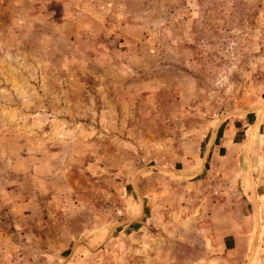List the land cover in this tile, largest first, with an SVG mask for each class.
Returning a JSON list of instances; mask_svg holds the SVG:
<instances>
[{"label": "rangeland", "instance_id": "1", "mask_svg": "<svg viewBox=\"0 0 264 264\" xmlns=\"http://www.w3.org/2000/svg\"><path fill=\"white\" fill-rule=\"evenodd\" d=\"M0 264H264V0H0Z\"/></svg>", "mask_w": 264, "mask_h": 264}]
</instances>
